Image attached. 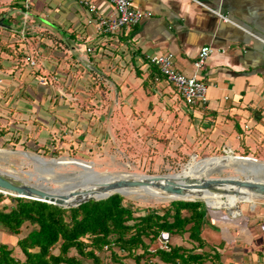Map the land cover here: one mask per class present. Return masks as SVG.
Segmentation results:
<instances>
[{
  "label": "crops",
  "instance_id": "obj_1",
  "mask_svg": "<svg viewBox=\"0 0 264 264\" xmlns=\"http://www.w3.org/2000/svg\"><path fill=\"white\" fill-rule=\"evenodd\" d=\"M199 1L228 21L190 0H134V7L151 16L104 35L96 22L114 12L107 0H29L28 8L24 0H0V18L11 20L0 28V43L11 52L0 47V128L13 131L6 137L15 134L53 151H72L74 143L83 148L79 136L98 130L95 110L79 105L78 87L90 93L101 82L120 89L115 104H124L123 111L135 118H176L190 145L198 141L201 150L264 161V0ZM203 47L210 54L197 75L207 86V104L186 105L149 57L168 55L178 71L191 76ZM40 77L48 84L40 85ZM236 208L234 216L210 209L199 239L167 232L169 248L203 255L200 264H264V209L256 215L255 209ZM11 235L0 232V243L15 247ZM160 245L157 239L149 255L137 249L133 257L106 264H182L157 255Z\"/></svg>",
  "mask_w": 264,
  "mask_h": 264
},
{
  "label": "trees",
  "instance_id": "obj_2",
  "mask_svg": "<svg viewBox=\"0 0 264 264\" xmlns=\"http://www.w3.org/2000/svg\"><path fill=\"white\" fill-rule=\"evenodd\" d=\"M3 24L9 27L10 18H6ZM0 47L6 53H11L7 44L1 42ZM142 85L145 87V82ZM11 132L0 128L1 146L12 143L14 137L16 141L21 139L15 134L6 137ZM22 144L24 150L39 152L38 148L26 141ZM241 156L247 157V154ZM5 199L10 200L13 206L0 208V230L17 237V242L13 248L0 243V264H103L96 253L105 248L113 251L116 247L124 255L113 252L111 256L114 259L133 257L137 249H142L141 256L149 255L151 245L161 232L170 235L189 233L190 237L199 239L208 215L207 207L202 202L178 200L137 216L125 204L124 197L117 194L69 209L0 194V203ZM24 225L30 228L26 234H22ZM15 248L20 256L15 255ZM157 255L182 264H200L204 259L203 255L187 254L186 250L179 248H169L168 251L158 249Z\"/></svg>",
  "mask_w": 264,
  "mask_h": 264
},
{
  "label": "rangeland",
  "instance_id": "obj_3",
  "mask_svg": "<svg viewBox=\"0 0 264 264\" xmlns=\"http://www.w3.org/2000/svg\"><path fill=\"white\" fill-rule=\"evenodd\" d=\"M100 83L95 82L94 87L89 88L90 93H88L87 87H78V94L81 97L79 105L81 106L83 104L82 109L84 110H87V107L91 110H95L96 130H98L94 134L90 132L89 135L79 136L80 141L85 144L83 148L79 150L75 149L77 143H74V145L70 146L72 151L68 150V148L53 151L52 149L35 147L30 143V146L38 148L39 152L36 153L33 152V150H24L22 142L25 140L21 138L16 141V137H14L12 144H8L5 147L0 144V149H12L25 151L27 153L20 152L8 154L1 152L0 168L9 171L13 169L17 171H32L33 166L38 167L40 164L45 166L48 159L63 158V160L78 159L82 163H92L93 169L99 173V176L107 173H128L146 176L171 174L174 176L177 173H182L184 168H187L185 173L190 172V170L191 173L201 172L203 169L209 167L211 165L210 162L214 160L208 158H219L225 155L224 151L221 150H201V145L196 146L198 141L193 144L195 147L188 144L183 134L179 133L181 129H178V131L177 125L175 126V123L178 121L176 118H172L171 120L168 116L164 117L159 115H156V117L153 115L155 117L154 120L151 116H149L148 119L133 117L129 114L126 107L124 109L125 111H123L124 104H115L114 100L117 98L120 89L118 88V90H115L114 87L109 88L103 85V83ZM87 98L89 100H87ZM104 99H106V101ZM53 152H57L56 155L51 154ZM34 154L45 159L42 160ZM193 156L196 158L192 160ZM188 163L189 165H187ZM224 166L226 167L227 165L219 164L215 167L217 169V167L222 168ZM233 168L240 170V168L237 167ZM73 169L72 167H62L57 171L65 172ZM211 176H235V173L232 168L228 167L223 168L221 171L213 172ZM26 178H28V176ZM31 179H34V177L32 176ZM123 197L125 199V204L130 206L137 216L145 214L150 209H158L160 206L167 205L169 202L173 201L171 198H174L169 195L154 192ZM255 199L258 201L246 202L242 200L239 201L237 205H233L232 203L222 204L226 207H230L236 212L238 211L236 207H245L253 210L252 212L256 210L255 214L260 215L258 211L264 209V199ZM211 204L210 207H207L208 213H211L209 212L211 209L219 211L224 210L227 215L230 214L231 209L226 207L225 209H219V203ZM3 206L10 208L13 206V203L5 199L0 203V208ZM231 213L233 212L231 211ZM205 227L210 228V226ZM29 229V227L27 228L26 225H24L22 234H26ZM0 232L8 233V231L2 230H0ZM12 237L15 236L13 235ZM109 251H103L98 254L103 264L108 263L107 260L112 258L111 253L113 252L119 256L124 255L118 247L114 248L111 253ZM56 252L57 251H55V253ZM15 255L20 256V253L16 252ZM85 262L91 263V261Z\"/></svg>",
  "mask_w": 264,
  "mask_h": 264
},
{
  "label": "water",
  "instance_id": "obj_4",
  "mask_svg": "<svg viewBox=\"0 0 264 264\" xmlns=\"http://www.w3.org/2000/svg\"><path fill=\"white\" fill-rule=\"evenodd\" d=\"M0 18V28H8ZM27 153L12 149H0V153ZM29 153V152H28ZM225 155L219 157L218 162L228 165L213 169L211 172L193 177H174L171 174L146 176L143 180L116 179L106 180L99 178V173L93 169L92 163H82L79 160H63L51 158L46 165L33 166L32 171L7 170L0 168V191L4 195L16 198L35 200L55 205L62 209L78 207L89 201H100L112 195L125 196L123 189H135L152 186L169 194H180L182 188L217 191L224 195L237 197L264 198V162L250 157L233 155L232 151L225 150ZM40 159L45 158L34 154ZM211 157L208 159H216ZM206 159V158H205ZM204 160V159H203ZM235 165L240 168L234 169ZM62 167H72L73 170L58 172ZM232 168L235 176H211L215 171L223 168ZM173 174V173H172ZM28 176V178H26ZM32 176L34 179H31ZM203 202L200 199H174L173 201ZM258 201L257 199L254 200Z\"/></svg>",
  "mask_w": 264,
  "mask_h": 264
},
{
  "label": "built area",
  "instance_id": "obj_5",
  "mask_svg": "<svg viewBox=\"0 0 264 264\" xmlns=\"http://www.w3.org/2000/svg\"><path fill=\"white\" fill-rule=\"evenodd\" d=\"M25 1V7L28 8L29 0ZM114 9V12L107 17H99L96 22L97 30L104 35H111L117 33L122 28H128L139 24L145 18L151 16L149 12L143 11L134 7V0H107ZM199 6L213 12L223 21H228V19L221 15L219 12L207 7L199 0H190ZM86 4V3H85ZM91 10L94 7H90ZM264 44V40H261ZM210 54L209 47L201 48L196 61L194 62V74L191 76H186L182 74L174 65L173 59L168 55H154L149 57V63L156 67L160 74L164 77L165 81L171 85L176 92L181 96L184 104L186 105H200L205 106L207 104V86L203 83L197 73L203 65L207 57ZM35 61L30 60V66H35ZM2 79L0 78V106L3 105V89H2ZM40 85H47L48 81L45 77H40L38 79ZM0 194H3L0 191ZM4 195V194H3ZM158 240L160 242V249L163 251L169 250V234L167 232H161ZM107 249V248H105Z\"/></svg>",
  "mask_w": 264,
  "mask_h": 264
},
{
  "label": "bare ground",
  "instance_id": "obj_6",
  "mask_svg": "<svg viewBox=\"0 0 264 264\" xmlns=\"http://www.w3.org/2000/svg\"><path fill=\"white\" fill-rule=\"evenodd\" d=\"M196 158L195 156L192 157ZM77 160V159H76ZM219 161V158L214 159L213 161H211V165L205 169H203L201 172H196V173H185L187 168L183 169L182 173H179L182 176L185 177H193V176H203V174L209 173L211 172L213 169H216L215 166L219 165V164H223L221 161ZM190 163V162H189ZM189 163L187 165H189ZM186 165V166H187ZM225 165H228L227 163H225ZM233 167H237L235 165H231ZM218 168V167H217ZM173 176V175H172ZM180 177L177 175H174V177ZM99 178H106V180H116V179H128V180H143L146 175H138V174H128V173H115V174H105V175H101L98 176ZM122 192L124 193L125 197H131L133 195H137V194H145V193H149V192H154V193H161V194H165V195H169L174 197V199H200L203 200L208 207H210L212 204L211 203H232L233 205H237L239 203V201H248V202H254L255 198H250V197H246L244 199H242V197H237L235 195H224L220 192H213V191H208V190H201V189H187L186 187H184V189L182 188L181 193L180 194H169V193H165L162 192L152 186H145V187H141V188H135V189H123ZM260 199H264V198H260ZM214 208V207H213ZM216 209V208H214ZM230 214L233 215V213Z\"/></svg>",
  "mask_w": 264,
  "mask_h": 264
}]
</instances>
